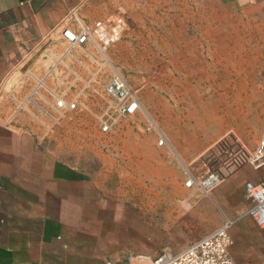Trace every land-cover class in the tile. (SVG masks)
<instances>
[{
	"label": "crops",
	"instance_id": "obj_1",
	"mask_svg": "<svg viewBox=\"0 0 264 264\" xmlns=\"http://www.w3.org/2000/svg\"><path fill=\"white\" fill-rule=\"evenodd\" d=\"M236 12L261 14L264 0H0V264H103L102 259L128 257L154 260L181 252L227 221L235 225L229 250L235 264H264V229L247 214L252 201L245 189L246 183L264 178V164L257 169L242 167L206 195L215 208L212 200L220 203L231 220L216 208L219 214L212 225L188 234L181 227L178 231L173 217L181 189L171 196L160 175L153 172L152 193L159 196L155 203H145L143 196L132 202L121 199L109 190L111 181L100 170L51 149L41 136L42 127L25 117L26 112L14 111L15 97L4 90L32 55L50 49L52 38L63 40L59 27L78 31L98 20L121 18L127 34L164 36L162 44L169 46L158 48L175 50L169 40L207 34L225 13ZM41 56L32 66L45 62ZM190 65L201 66L202 61L190 59ZM151 98L155 114H171L160 94L153 93ZM13 113L20 116L10 119ZM162 129L164 144L179 147L181 159L188 160L190 136L184 133L176 140L167 119ZM147 146L155 153L152 140ZM140 147L144 145L137 143L136 149ZM156 158L154 154L148 168H154ZM202 174L200 167L188 175L196 179ZM149 210H163L171 223L172 228L163 234L168 243L163 250L168 253L157 255L160 233L158 228L150 230L146 222Z\"/></svg>",
	"mask_w": 264,
	"mask_h": 264
},
{
	"label": "rangeland",
	"instance_id": "obj_2",
	"mask_svg": "<svg viewBox=\"0 0 264 264\" xmlns=\"http://www.w3.org/2000/svg\"><path fill=\"white\" fill-rule=\"evenodd\" d=\"M163 38L131 35L125 30L116 44L106 50L90 44L70 47L63 40L52 38L50 49L32 55L15 71L4 90L15 97L14 111L26 112L25 117L42 127L41 136L48 140L51 149L100 170L111 181L109 190L121 199L132 202L136 196H143L145 203H155L159 196L152 193L153 172L160 175L171 196L181 189V196L174 201L175 227L192 234L212 225L219 214L217 209L231 219L225 216L220 203L212 200L216 209L200 190L186 188V174L202 168L201 157L221 136L232 133L253 149L264 131V12L225 13L207 34L169 40L175 50L159 49L169 46L162 44ZM40 55L45 62L32 66ZM190 59L201 60L202 65H190ZM113 77L122 78L135 91L140 111L118 118L110 131L102 132L100 117L110 103L104 86ZM228 82L230 87L225 90ZM153 93L163 97L170 115L152 111ZM62 95L75 101L76 109H55V96ZM19 116L13 113L10 119ZM164 119L173 128L176 140L184 133L190 136L188 160L181 159L179 147L158 145L161 138L165 140ZM184 125L186 131H182ZM150 140L155 144V153L149 152ZM137 143L143 144V149L137 150ZM154 154L157 158L150 169ZM147 213L150 230L158 228L160 233L157 255L168 253L163 250L168 244L163 234L172 228L170 221L165 219L163 210ZM234 226L232 221L228 229L231 239ZM101 262L151 264L152 260L128 257Z\"/></svg>",
	"mask_w": 264,
	"mask_h": 264
},
{
	"label": "built area",
	"instance_id": "obj_3",
	"mask_svg": "<svg viewBox=\"0 0 264 264\" xmlns=\"http://www.w3.org/2000/svg\"><path fill=\"white\" fill-rule=\"evenodd\" d=\"M127 26L121 18L98 20L78 31L65 27L58 30L64 42L70 46H97L101 50L112 47L121 38ZM104 94L110 103L100 117L102 132L110 131L120 117L132 116L140 111V102L135 91L120 77L111 78L104 86ZM77 103L65 96H55L54 108L60 112L73 111ZM161 138L158 145H163ZM203 174L193 179L186 174L184 186L196 188L208 195L229 175L249 165L254 169L264 164V131L257 146L250 150L234 134L227 133L216 140L200 159ZM246 193L252 201L248 216L254 224L264 229V178L259 183L248 182ZM231 222H225L220 228L190 245L175 255L162 254L151 264H235L229 255L231 238L228 228Z\"/></svg>",
	"mask_w": 264,
	"mask_h": 264
},
{
	"label": "bare ground",
	"instance_id": "obj_4",
	"mask_svg": "<svg viewBox=\"0 0 264 264\" xmlns=\"http://www.w3.org/2000/svg\"><path fill=\"white\" fill-rule=\"evenodd\" d=\"M234 49V48H233ZM238 50V49H237ZM240 50V49H239ZM234 51V50H233ZM216 54V53H215ZM213 58H216V57H213ZM218 58V57H217ZM260 67V66H259ZM227 68V67H226ZM230 87V82H228V83H226V85H225V87H224V89L225 90H227L228 88ZM230 227V226H229ZM229 229V228H228ZM230 238H231V236H230ZM231 244H232V240H231ZM230 247H231V245H230ZM230 247H229V249H230Z\"/></svg>",
	"mask_w": 264,
	"mask_h": 264
}]
</instances>
